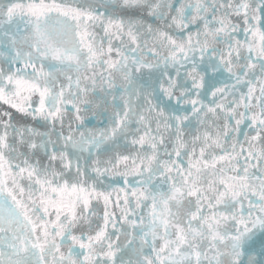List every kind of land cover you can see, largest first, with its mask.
Wrapping results in <instances>:
<instances>
[{
	"label": "snow or ice",
	"instance_id": "snow-or-ice-1",
	"mask_svg": "<svg viewBox=\"0 0 264 264\" xmlns=\"http://www.w3.org/2000/svg\"><path fill=\"white\" fill-rule=\"evenodd\" d=\"M0 264H264V0H0Z\"/></svg>",
	"mask_w": 264,
	"mask_h": 264
}]
</instances>
